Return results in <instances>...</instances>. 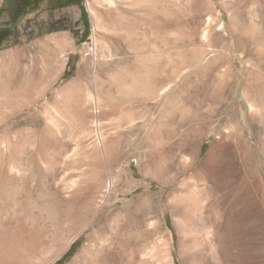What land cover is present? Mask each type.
Segmentation results:
<instances>
[{"label": "rangeland", "instance_id": "rangeland-1", "mask_svg": "<svg viewBox=\"0 0 264 264\" xmlns=\"http://www.w3.org/2000/svg\"><path fill=\"white\" fill-rule=\"evenodd\" d=\"M89 1L6 22L9 37L0 53L18 49L23 56L15 72L13 101L19 106L12 110L2 102L0 107V139L16 148L13 157L0 148V263L20 257L28 264H48L60 257L53 264H91L107 256L110 264L141 258L147 264H185L182 242L210 229L194 222L192 232H182L184 218L169 200L199 199L198 191L185 184L207 183L208 188L216 184V200L242 212V264H264L263 203L256 183L245 176L248 155L242 147L245 127L243 139L261 165L264 150L254 152V147L264 128V72L254 79L253 64L264 60L262 18L254 17L260 8L264 17V0L184 6L175 35L146 34L138 51L120 39V27L108 32L97 27L93 15L107 7ZM2 12L0 20L8 21ZM209 17L221 25L205 36ZM57 35L66 36L61 53L36 48ZM92 41L91 55L86 44ZM225 75L228 85L219 97ZM249 81L262 98L260 121L252 125L244 98ZM124 86L130 95L120 96ZM94 94L99 109L86 103ZM79 115L89 132L80 129ZM44 135L48 143L39 148ZM154 138L161 143L153 146ZM100 139L105 154L97 150ZM261 140L263 146L264 134ZM218 149L224 157L217 170L211 155ZM153 163L158 176L149 169ZM10 166L18 174L7 183L4 168ZM91 179L96 182L91 192L72 190L74 181L88 185ZM260 183L264 187V177ZM106 188L110 201L93 213Z\"/></svg>", "mask_w": 264, "mask_h": 264}, {"label": "bare ground", "instance_id": "bare-ground-1", "mask_svg": "<svg viewBox=\"0 0 264 264\" xmlns=\"http://www.w3.org/2000/svg\"><path fill=\"white\" fill-rule=\"evenodd\" d=\"M206 1L207 0H91L89 1L88 5L90 4L93 6L95 3L101 2V4H103L102 6H106L107 10L101 12L100 15L99 14L93 15V19L96 21L97 27L102 28L106 32L112 30L115 27H120L122 31L124 30L123 32L124 35L120 37V39L122 38L124 42L128 44V46H131L133 49H136L138 51L139 49H142V45L139 42V39L142 36H145L146 34L175 35L174 32H176V30L177 31L179 30L178 28L181 21L182 8H184L185 6L188 9H193V8L195 9V7L197 8V6H199V4L201 3H204L205 5ZM261 9L262 8H260V10L255 12L254 17L259 18V20L260 18H262L261 24L259 23L261 26V28L259 29V36L260 39H262L263 41L264 17H262L261 12L263 10ZM204 24L205 27L203 29V32L205 36H209L213 32L214 26L216 24L221 25V22L219 21V19L217 20L216 18L209 17L207 19V22H205ZM65 45H66L65 35L64 36L57 35L49 39L43 40L42 42H37L35 44L36 48L42 49V51H55L60 53L61 51H64ZM22 56H23L22 50H18V49L9 50L8 52L0 53V107L2 102H9L12 110H15L17 108L18 105L17 102L13 101V98L17 91V79H18L15 76L16 75L15 72H17L16 67H19V61H20L19 59ZM253 65L256 69L255 70L256 72L253 73L254 74L253 78L256 79V76L258 74L264 72L263 71L264 60H261L259 63ZM228 78L229 77L226 76L225 81L219 83L218 86L219 91L217 92V96L221 97L224 95V91L228 85ZM126 85L129 87L128 84ZM125 86L123 89H121L123 91L120 90V96L127 94L130 95V93L127 92V90H124ZM245 86L246 87L244 89V98L246 100V103H249L248 105L250 112L248 124L252 125L260 121V117L257 115V112L261 104L259 100H262V98L260 96V93H259V98H257L258 91L254 85V82L249 81L246 83ZM163 92H164L163 89H161L158 92V96H161ZM87 97L88 98H86V103H89L90 106L93 107V109L94 107L95 109H97L100 104L99 96L97 94H94V95H89ZM56 114L59 115L60 119H62L63 121H69V117H66V115H62L57 110H56ZM1 115H2V111L0 108V116ZM82 117L83 116L79 115L78 118L79 125L81 127L80 129H83L84 132H89L91 130L90 126L88 125L89 123L84 122ZM48 126L50 125L46 123L45 129L48 128ZM4 128H5L4 130H7L9 126H5ZM244 134H245V127L244 130H242V147L245 148L244 152L247 153L248 155L247 163L245 162L246 165L244 167L245 176L250 182V184L256 183V186H254L255 192L259 197L261 196V202L263 203V209H262L263 211L262 210L261 211L262 213H264V187L260 183V178L262 179L264 177V153L261 156L262 166L259 164V162L254 163L251 150L248 147L249 142L247 139L246 140L243 139ZM262 134H264V128L260 127L258 134L259 136H256V142H255L256 147H254L255 150L254 152H256L258 149L261 148H263L264 150V145L262 146L261 144ZM218 138L221 140L223 137L219 135ZM48 140L49 139L47 135H44L41 138V143L39 148H41V145L48 143ZM103 142H101L100 139V146H98L97 150L99 153L102 152L105 154L106 148L103 145ZM157 143L160 144L161 142L160 140H157V138H154L153 146L154 144ZM0 148H4V150L2 151L1 149V151L5 152V154L8 155L9 157H13L16 154V148H14L10 144V142H6V140L3 141L0 139ZM223 157H224V153L223 150L221 149L216 150L211 155V160L214 166L217 168V170L221 168L223 164ZM177 163L182 164L180 160H178ZM158 168L159 167L154 163L150 164L149 167V169H151V171L154 173L155 176L159 175ZM17 174H18V169H15L14 166H10L9 168L8 167L4 168V178L7 183L13 181L14 177L15 178L17 177ZM90 181L91 182L88 185L84 184L83 181L81 182L78 180L74 181L71 185V188L75 193H79L80 195L84 193V191L86 190H88L86 192H91L93 189L96 188V182L95 179H91ZM110 183L112 184V186L114 185V181ZM185 186L187 189L197 190L198 193L200 194V198L199 199L196 198L197 200L194 198L181 199L176 196H172V198H170L169 203L172 206L173 211L176 213H181L184 218V223L183 222L180 223L181 224L180 230L184 233L192 232L191 226L192 223L194 222L197 223V225L199 226V228H201V230H207V229L210 230L209 232L204 233L203 236L200 238L193 235L194 238L189 240H184L182 242V247L184 248L183 250H181L183 251L182 252L183 262L185 264H242V249L239 248V243L240 242L242 243V212L235 211L236 209L233 210L234 211L233 212L229 206H224L221 202H219L214 198V194L216 191V184H212L210 188L207 187L208 186L207 183L200 185L187 183L185 184ZM110 199H111V190L110 189L107 190L106 188V190L99 197V202L96 203L97 208L93 211V213H97L100 207H102V205L107 204L110 201ZM93 219L94 218H92L89 224L93 222ZM166 235L167 237H170V232L169 234ZM119 236H121V233ZM196 246H199L198 250H196L195 248ZM13 252L16 251L14 250ZM57 260L55 259L53 260V262H49L48 264H53ZM133 262L134 264H147V262L142 258L139 260L134 259ZM108 263H109L108 257L103 256L100 262L91 263V264H108ZM0 264H28V263L24 259L17 257L15 260L11 262H2ZM167 264H172V263L169 261Z\"/></svg>", "mask_w": 264, "mask_h": 264}, {"label": "flooded vegetation", "instance_id": "flooded-vegetation-1", "mask_svg": "<svg viewBox=\"0 0 264 264\" xmlns=\"http://www.w3.org/2000/svg\"><path fill=\"white\" fill-rule=\"evenodd\" d=\"M79 0H6L0 6V13L5 15L8 21L5 22L0 20V46L9 37L7 30L9 29V24L6 22H12L25 14H31L43 11H56L63 10L68 7L78 5ZM7 13V14H6ZM8 15V16H7ZM2 15H0L1 18Z\"/></svg>", "mask_w": 264, "mask_h": 264}, {"label": "built area", "instance_id": "built-area-1", "mask_svg": "<svg viewBox=\"0 0 264 264\" xmlns=\"http://www.w3.org/2000/svg\"><path fill=\"white\" fill-rule=\"evenodd\" d=\"M84 44V43H83ZM87 45V51H89L90 52V54H91V51H92V49H93V46H94V48H95V44H93V41H92V43L91 44H86ZM92 55V54H91Z\"/></svg>", "mask_w": 264, "mask_h": 264}, {"label": "trees", "instance_id": "trees-1", "mask_svg": "<svg viewBox=\"0 0 264 264\" xmlns=\"http://www.w3.org/2000/svg\"><path fill=\"white\" fill-rule=\"evenodd\" d=\"M7 34H8V36H9V32H8V30H7ZM67 254H68V253H67ZM67 254H66V255H67ZM66 255H65V256H66Z\"/></svg>", "mask_w": 264, "mask_h": 264}]
</instances>
